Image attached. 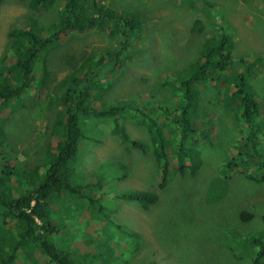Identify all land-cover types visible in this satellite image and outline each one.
<instances>
[{"label": "rangeland", "instance_id": "1", "mask_svg": "<svg viewBox=\"0 0 264 264\" xmlns=\"http://www.w3.org/2000/svg\"><path fill=\"white\" fill-rule=\"evenodd\" d=\"M103 1L115 10L141 14L140 29L134 32L123 23L117 26L112 23V28L97 26L65 39L51 51L48 58L50 89L39 94L33 91L26 105L18 107L17 103L0 114L1 118L7 115L4 128L9 135L2 156L12 164L21 163L31 169L41 165L51 141L50 121L58 118L60 112L51 102L57 99L64 77L74 69L68 64L90 65L91 70L83 77L81 86L94 79L90 84V100L94 106L135 101L146 114L159 121L164 119L161 109H170L176 115L169 120L172 130L180 138L186 133L187 118L179 105L182 92L177 90L174 94L168 84L188 76V65L201 56L209 39L226 34L232 38L234 47L232 65L225 74L248 72L250 67L247 82L262 111L264 0ZM55 10H43L38 18L44 24L50 23L56 18ZM31 14L27 0L3 1L0 60L10 52L11 32L27 27ZM117 54L119 62L113 60ZM206 86L199 90L200 100L195 108L197 132L187 133L188 140L194 142L200 152L202 169L196 174L187 172L172 178L165 191L160 192L158 204L148 211L136 203L116 200L118 193L124 190L156 187L150 136L139 124V112L125 126L131 136L146 145V151H128L105 123H97L103 133L101 140L91 141L81 152L83 173L99 172L102 179L101 189H93L100 191L99 194L106 192L109 200L115 199L111 209L106 210V216L140 237L131 243L143 246L136 258L132 259L127 253L124 256L133 264L148 261L156 264H254L253 251L236 243L232 235L263 229L264 114L259 115L251 127L242 119L239 99L231 97L232 85L210 79ZM261 123L262 127L258 128ZM255 128L258 129L251 138L254 139L252 147L246 148L244 140ZM119 164L128 167L130 175L126 178H121L123 170ZM70 200L73 203L74 200L65 197L58 199L51 212L55 217L63 216L69 223L67 233L76 236L71 249L74 254L87 256L94 253V245L85 243L105 241L102 233L110 234V229H105L104 219L95 211L86 210L76 222L69 221L73 213ZM2 211L0 209V213ZM241 211H247L252 218H242ZM8 221L10 225L14 222ZM119 243L116 248L112 242L113 255L117 258L127 249L125 242ZM23 253L17 264H48L37 253L29 250ZM97 264L103 263L98 260Z\"/></svg>", "mask_w": 264, "mask_h": 264}, {"label": "trees", "instance_id": "2", "mask_svg": "<svg viewBox=\"0 0 264 264\" xmlns=\"http://www.w3.org/2000/svg\"><path fill=\"white\" fill-rule=\"evenodd\" d=\"M3 1L0 0V6ZM27 1L32 9L28 25L11 32L13 39L10 52L0 60V114L17 103L18 107L26 105L31 100L33 91L39 94L50 89L52 81H48V58L51 51L64 43L65 39L84 34L97 26L111 27L112 23H115L112 24L114 26L123 23L137 32L143 21L141 14L139 16L134 11L115 10L108 7L103 0ZM51 8H56V18L44 24L38 16L43 10ZM233 47L232 38L226 34L209 39L201 56L188 65V76L174 84H168L174 94L177 90L182 92L179 105L182 114L187 118L186 133L180 138L172 130L169 120L176 115L170 109H161L164 119L159 121L146 114L135 101L94 106L90 100V84L94 79L86 86H81L83 77L91 70L89 64L83 63L79 66L67 63L74 69L64 77L56 95L57 99L51 102L52 107H59L60 112L58 111V118L50 121L48 136L51 141L44 152L41 165L32 169L25 168L23 164L14 165L2 156V149L7 146L5 142L9 141V135L4 128L7 115L0 117V209L3 210L0 213V264H17L24 250L41 255L48 264H97L98 260L103 264H133L124 256L127 253L132 259L136 258L143 246L131 243L140 237L132 229L106 216V210L111 209L115 199L109 200L106 192L99 194L100 191L93 189H101L102 179L99 172L83 173L79 158L81 152L86 144L101 140L103 133L97 123H105L128 151H146V145L131 136L125 126L139 112V124L146 128L150 136L156 187L152 190H124L118 193L116 200L136 203L145 211L157 205L160 192L165 191L172 178L187 172L196 174L202 169L200 152L195 143L188 140L187 133L197 132L194 123L198 124L195 121V108L200 100L199 90L207 87L210 79L221 80L225 85L233 86L234 93L231 97L239 99L238 107L247 125L252 127L258 121L259 115L264 114V105L261 103V111L259 101L247 82L251 73L250 67L248 72L225 74L232 65ZM72 59L73 57L68 59V62ZM113 60L119 62V54L114 55ZM222 75L225 77L222 78ZM262 125L261 123L258 128ZM258 128L253 129L250 137L244 140L246 148L252 147L254 139L251 138L255 137V130ZM119 166L123 170L121 178L130 175L127 166ZM64 197L74 200L73 203L70 200L73 213L68 217L69 221L72 219L76 222L78 216L85 214L86 210L95 211L104 219L105 229H110V234L107 231L102 233L105 241L85 243L94 245V253L87 256L75 255L71 249L76 236L67 233L69 223L61 215H52L51 211L55 210L52 205ZM241 217L249 220L252 215L241 211ZM9 219L14 221L11 225ZM232 236L236 243H241L244 248L253 251L254 264H264V217L263 229L250 233L239 231ZM113 241L116 248L120 246L119 242H125L127 249L122 250L121 258L113 255ZM23 254L27 255V252ZM137 264L156 263L148 261Z\"/></svg>", "mask_w": 264, "mask_h": 264}]
</instances>
